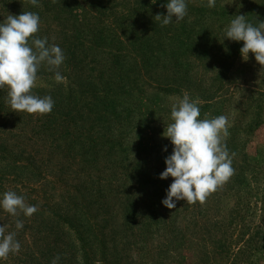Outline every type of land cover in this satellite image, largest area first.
I'll list each match as a JSON object with an SVG mask.
<instances>
[{
    "label": "trees",
    "instance_id": "16d2710c",
    "mask_svg": "<svg viewBox=\"0 0 264 264\" xmlns=\"http://www.w3.org/2000/svg\"><path fill=\"white\" fill-rule=\"evenodd\" d=\"M166 3L39 0V7H33L29 0H0V22L10 14L36 12L40 25L34 35L47 37L65 54L60 68L64 80L57 83L41 65L37 78L49 84L32 89L34 95L52 97L50 113L13 111L8 90L0 89V194L14 191L37 207L30 217L0 209V216L7 218L0 225L6 226V234L16 232L21 244L19 253L0 264H52L56 257L57 264H120L118 259L110 263L102 223L108 218L104 198L117 182L119 189L131 186L140 193L137 201H129L136 207L135 221L139 217L156 223L162 218L161 201L172 178L161 180L159 175L172 148L162 135L167 124L158 121L164 108L160 93L175 91L166 79L170 74L188 73L195 62L210 61L209 48L202 47L207 32L198 9L192 7L191 12L186 0L185 19L165 26L155 16L167 15ZM191 13L198 23L188 19ZM237 43L240 47L243 42ZM152 88L157 94L149 93ZM205 102L197 103L200 116L216 108L215 101ZM108 169L117 182L106 178ZM143 196L147 198L142 201ZM177 202L169 209L174 219L179 215ZM17 219L24 223L21 230L15 228ZM67 231L76 240L75 261L64 254ZM95 242L99 254L94 258Z\"/></svg>",
    "mask_w": 264,
    "mask_h": 264
},
{
    "label": "rangeland",
    "instance_id": "374dc122",
    "mask_svg": "<svg viewBox=\"0 0 264 264\" xmlns=\"http://www.w3.org/2000/svg\"><path fill=\"white\" fill-rule=\"evenodd\" d=\"M188 1L191 12L192 7L198 9L200 24L207 32L202 47L209 48L210 61L207 65V59L195 62L188 73L181 70L166 78L175 91L160 93L164 108L159 125L172 123L171 105L184 94L200 104L215 101L216 108L203 110L199 118L228 117L226 144L233 175L203 203L178 201V218L162 207V218L154 223L139 217L134 220L136 207L129 201H137L140 193L131 186L119 189L115 174L105 171L107 179L112 177L117 182L109 198H104L107 215L102 214L108 217L102 223L107 228L110 263L118 259L120 264H264V66L251 52L243 59V43L239 47V43L223 37L235 15H245L254 26L264 21V0H216L214 8L207 7V0ZM197 15L191 13L188 19L193 22L195 18L198 23ZM48 84L44 78H37L32 89ZM152 85L156 84L152 81ZM148 91L157 94L158 90ZM248 124L252 128H247ZM102 181L109 185L108 180ZM1 221L7 218L0 216ZM67 235L62 240L64 254L75 261L76 240L70 231ZM93 245L97 248L95 258L98 243Z\"/></svg>",
    "mask_w": 264,
    "mask_h": 264
},
{
    "label": "clouds",
    "instance_id": "9594fccd",
    "mask_svg": "<svg viewBox=\"0 0 264 264\" xmlns=\"http://www.w3.org/2000/svg\"><path fill=\"white\" fill-rule=\"evenodd\" d=\"M33 7H39V0H29ZM216 0H207V7L214 8ZM167 15L157 14L163 25L187 16L186 0H167L164 5ZM40 16L36 12H22L8 15L0 22V89H8V104L13 111L28 114H48L54 108L51 96L40 97L32 93L41 65H46L54 74L57 83L64 80L60 68L65 61L63 50L56 44H49L48 38H38ZM224 39L243 42L240 53L248 57L251 52L255 61L264 66V21L257 25L248 22L245 15H235L223 32ZM170 123L163 136L173 145L170 155L165 157V170L159 179L173 178L161 201L168 209L176 207V201L189 204L203 203L209 194L215 192L233 175L232 158L226 138L229 133L228 117L199 118L200 107L189 95L184 94L171 105ZM162 151L167 152V146ZM175 198V199H174ZM0 209L18 217L20 213L30 217L37 212L35 205L25 203V197L14 191L0 194ZM24 227L17 219L15 228ZM21 244L16 232H7L0 225V261L9 254H17ZM135 259V257H133ZM56 257L52 264H57Z\"/></svg>",
    "mask_w": 264,
    "mask_h": 264
}]
</instances>
